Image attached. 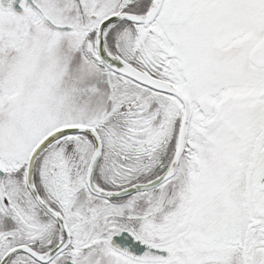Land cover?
<instances>
[{
    "label": "snow or ice",
    "instance_id": "snow-or-ice-1",
    "mask_svg": "<svg viewBox=\"0 0 264 264\" xmlns=\"http://www.w3.org/2000/svg\"><path fill=\"white\" fill-rule=\"evenodd\" d=\"M0 264H264V0H0Z\"/></svg>",
    "mask_w": 264,
    "mask_h": 264
}]
</instances>
